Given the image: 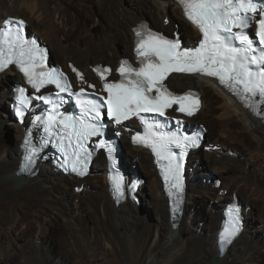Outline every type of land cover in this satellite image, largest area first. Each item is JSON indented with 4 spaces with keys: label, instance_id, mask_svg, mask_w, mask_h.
<instances>
[{
    "label": "bare ground",
    "instance_id": "obj_1",
    "mask_svg": "<svg viewBox=\"0 0 264 264\" xmlns=\"http://www.w3.org/2000/svg\"><path fill=\"white\" fill-rule=\"evenodd\" d=\"M96 1L107 17L108 25H105L103 33L98 35L99 38L90 32L82 33L81 37L86 39V44L78 41L74 45L66 35L60 34L62 28L65 30L69 27L67 23L70 18L66 17L64 8L58 5L57 0H0V22L8 16L25 18L29 22V28L31 25L33 27L32 31L29 30L30 33L39 36L48 44L51 57L53 58V51L60 56L61 61H58V64H63L70 70L69 64L73 63L90 79H93V65L106 62L116 66L123 54L131 55L134 46L132 28L145 17H150L147 15L153 18L152 26L170 32L173 31V22L166 26L163 20L171 18V14L178 17L184 23L183 31L188 44L192 37H199L198 31L183 19L177 5L168 0ZM144 13L145 17L142 16ZM70 26L73 28L75 24ZM116 37L122 38L121 45L125 49L119 50V44L113 42L117 40ZM0 77V87L3 86L2 89L5 90V95L0 92V132L15 129L18 139L16 145L1 142L0 139V202L13 196L20 201L10 212L0 210L2 262L16 264L18 258H23L24 264H50L47 259L52 257V250L37 239L44 238L55 251L66 249L64 247L69 240L68 235L77 251L83 250L92 242L113 251L118 244L122 245L124 251H116L120 264H215V257L219 258L217 264H261L264 260V257H259L264 255V121L253 116L215 82L198 76L172 75L169 78L171 87L179 86L182 90L194 87L201 91L202 109L194 117L195 124L207 123L212 130L213 118L216 117L221 122L217 126L218 135L209 141L219 145L221 150L201 152L203 149L199 148L198 158L202 164L199 165L196 159H191L188 165V202L180 224L174 227L170 221L168 200L162 192L152 156L141 148L127 147L129 156L122 153V160L127 169L137 168L140 162L146 163L144 176L148 177L152 192L144 185L138 193L143 199L148 197L144 201L155 210L154 224H145L153 214L143 213L141 208L129 200L118 207L114 205L108 191L107 164L103 155L92 164L93 172L84 180L54 172L49 162L39 166L37 175L23 176L18 180L23 131L18 125L11 126L13 122L10 121V106L7 107L6 103L11 102L13 95L11 85L20 77L13 69H8ZM3 111L6 112V120H3ZM205 117H208L206 121ZM7 132L5 134L12 131ZM126 138L128 136L123 139ZM232 146H240L242 149L231 148ZM230 151L236 154L231 156ZM250 166L254 168H249ZM209 171L211 174H208ZM208 175H216L226 182H222L221 187L217 189L213 177ZM82 183L86 186L82 193L78 194L74 191V186ZM229 187L233 190L228 196L220 193L221 188L227 190ZM243 191L249 194L248 199L256 200L261 205L258 211L252 208L246 213V228L228 252L220 256L216 237L223 209L232 201L233 193ZM149 196H152V200ZM31 198L37 202L38 209L35 211H32L27 203ZM77 198L80 199L76 203ZM213 200L223 207L220 211L212 208ZM204 201H207L209 206H205L204 210L201 207L198 209L200 213L204 212V230H198L194 235L184 238L181 228L185 216L194 206ZM245 201L248 203L249 200ZM84 207L90 212L79 214ZM207 208L209 211H206ZM11 218L15 219L12 225ZM253 218H257V221L253 222ZM27 229L33 234L25 235L24 230ZM244 236L246 239L243 243L247 244L246 247L239 244Z\"/></svg>",
    "mask_w": 264,
    "mask_h": 264
},
{
    "label": "snow or ice",
    "instance_id": "obj_2",
    "mask_svg": "<svg viewBox=\"0 0 264 264\" xmlns=\"http://www.w3.org/2000/svg\"><path fill=\"white\" fill-rule=\"evenodd\" d=\"M178 3L186 18L202 34L198 47L182 48L179 39L170 40L157 33H148L147 39L141 38L137 43L139 67H133L128 60L122 61L117 69L120 79L103 85V90L108 94L103 103L77 99L76 103L81 109L79 117L60 113L50 97H37L53 105V112L43 122L44 131L56 137L57 146L66 157H71L72 171L86 174L91 153L85 145L91 137L103 136L101 109L106 107L107 116L117 124L133 116L141 119L148 131L144 136L137 134L133 142L151 147L159 159L168 162L165 179L172 175L178 181L180 164L172 147L183 149L196 146L197 140L162 130L152 132L154 125L149 124L142 115L157 113L163 116L165 109L173 104H179L181 112L189 116L193 114L198 101L185 106V101L193 94L175 95L164 84L173 72L214 77L257 115H261L259 105L264 104V7L257 0H178ZM258 12L260 15L257 19ZM253 22L256 24L255 39L247 32ZM24 23L23 20H5L0 30V70L15 63L37 91L45 84H54L60 92H70L71 86L63 73L58 69L45 70L44 50L36 39L26 38ZM137 36H141L139 31ZM97 72L104 79L105 73H110L111 69H97ZM19 92L20 102L27 103L25 89L21 88ZM256 97H259L258 101L254 99ZM20 115H23L22 111ZM98 146L106 148L109 158L113 159L114 147L111 143L101 139ZM68 148H72L71 153ZM28 160L31 162V154ZM113 180L117 191L123 196V177ZM235 212L233 227L231 231L225 230L222 241L230 240L239 231V209L236 208Z\"/></svg>",
    "mask_w": 264,
    "mask_h": 264
},
{
    "label": "rangeland",
    "instance_id": "obj_3",
    "mask_svg": "<svg viewBox=\"0 0 264 264\" xmlns=\"http://www.w3.org/2000/svg\"><path fill=\"white\" fill-rule=\"evenodd\" d=\"M57 1L59 3L58 5L60 7L62 6L65 9V10L63 9V11H64V14H66V17L70 18L69 23H67L69 25V27L67 29H65V30H64V28H62L63 30H61L60 34L66 35L70 39V42L74 43V45L78 41H81L83 43L87 42L86 39L81 37L82 33L85 34V33L90 32V33L96 34L98 36L101 33H103L105 25H108L107 24L108 23L107 22V17L105 16V14L101 11L99 6L97 5V1L96 0H57ZM83 7H85V8H83ZM96 8H97L98 11L96 10ZM95 10H96V12H95ZM88 11H89V13H88ZM97 16H99L101 18V21H99L97 19ZM142 16L145 17V13ZM147 16H150V17H147V18L145 17L143 20H145V21H147V22L152 24V21H153L152 20L153 19L152 16L151 15H147ZM168 19H170V21L173 22V25H174L173 30L174 29H178L180 31V33L182 34L183 38H185V32L183 31L184 30L183 21L180 20L178 17H176V16L171 14V18L169 17V18H166V19L163 20V22H164V24L166 26H169V24L171 23V22L170 23L166 22V20H168ZM73 20H75V21H73ZM34 22L36 23L35 20H34ZM72 23L75 24V27H73V28L70 26V25H72ZM176 24H177V28L175 26ZM32 29H33V27L31 25L29 30L32 31ZM97 38H99V36ZM116 39L117 40L113 41V42H116V43L119 44V46H120L119 50L125 49L124 46L121 45L122 44L121 43L122 38L121 37H116ZM128 55L129 54H123L121 58L127 57ZM52 59H53L54 63H57L58 61H61L60 56L55 51H53V58ZM102 63L108 64L106 62H102ZM62 66L64 67L63 64H62ZM16 81H14V82H16ZM12 86L13 85H11V87ZM2 88H3V86L0 87V92L5 95V90L2 89ZM6 105L8 107L10 105V103L7 102ZM5 113L6 112L3 111V120L7 119L4 116ZM215 118H213V121L211 123V125H214L213 126L214 128L212 129L213 131L209 128L210 127L209 124H207V123L204 124L207 127V129L209 130V133L207 134L208 142L211 140V138L213 139V138H215V136L218 135L217 126H219L221 124V122H220V120L218 118H216V119ZM206 119H208V117L204 118L205 121H206ZM10 121H12L11 117H10ZM7 122H9V121H7ZM13 125H16V124L12 123L11 126H13ZM11 126H7V127L10 128ZM8 130H11L12 132L11 133L9 132V134H5ZM210 130H211V132H210ZM16 133H17V130H15V129H13V130L12 129H7V130H5L3 132H0L1 142H6V143H9V144L16 145L17 141H18ZM7 137H8V139H7ZM9 138L11 140H9ZM221 140L223 141L224 139H221ZM122 145H123V154L129 156L127 150H128V148H131L132 146L129 144L128 138L122 140ZM231 148H237V149H240V150L242 149L240 146H236V147L232 146ZM201 152H204V151L202 150ZM216 152H219V151H216ZM198 153L199 152L194 153L193 154V158H192L193 160L196 159L197 164H199V161L201 163V159L198 158V156H199ZM235 154L236 153L234 151H230V155L231 156H233ZM139 157H141V155ZM144 163L145 162H140V164L137 165L136 169L140 173L143 174L142 176L144 177V179L147 182L145 184V187L147 185V190L149 192H152V187L150 186L149 179H148V177L144 176V174H145V172L147 170V169H145ZM199 165H201V164H199ZM207 166H208L207 168L209 169V165H207ZM235 166H238V165H235ZM249 168H254V167L250 166ZM208 174H211L210 171L208 172ZM208 176L209 177H213V180L216 177L217 179L221 180L224 184L226 182V180H224L223 178H220V177H218L216 175H208ZM202 177H204V176H202ZM230 189L224 190V189L221 188V190H223L226 193V194H223V195L228 196V193L233 190L232 188H230ZM86 193H87V191H86ZM234 194L237 195L239 200H241L242 204H244V205L247 204L248 205L247 207H251V209L255 208V210L258 211V208L261 205L260 202H258L256 200H253V199H248L250 197L248 196L249 194L246 191H243V192H240V193H236L235 192V193H233V195ZM141 197H142V195H141ZM149 197L152 200V196H149ZM79 199L80 198L76 199V203L79 201ZM144 199H148V197L147 198L145 197ZM144 199L142 197V202L143 203H142V206H140L139 208H141V211L143 213L144 212L145 213L148 212L149 215L153 214V216H150V218L147 219L145 224H148V223L149 224H154L156 222V212H155L154 209H152V208H150L148 206V204L144 201ZM245 199L249 200L248 203L245 201ZM27 203H28V205L31 206L30 208H31L32 211H35V210L38 209L37 202H36V200L34 198L29 199L27 201ZM19 204H20L19 199L16 198L15 196H13V197H10V198L6 199L5 201L0 202V210L3 209L5 211H7V212H10L14 208H16L17 205H19ZM211 205H212V208L217 209V211H220L223 208V207L219 206L220 203H217L214 200L211 201ZM205 206H209L207 201L206 202L205 201L201 202L200 204H197L196 206H194L192 210H189V213L187 214V216H185L184 221H183V227L181 228V230L183 231L184 238H185V236L188 237V236L194 235L198 230L200 232H202L204 230L205 225H206L205 220L203 219L204 218V212L202 211L203 213H200L198 209L201 207V209L204 210L206 208ZM82 209L80 210V212H78L79 214L82 213V212H84V213L90 212V210H88L86 207H84L83 210ZM206 211H209V208H207ZM190 215H192L191 218L189 217ZM11 220H12V222H11V225H12V223L15 221V219L11 218ZM256 221H257V218H255V219L253 218V222H256ZM19 229H20V227H19ZM24 232H25V235L26 234H33L28 229L24 230ZM127 232H129V230H127ZM68 236H69L68 237L69 240H67L66 246L64 247L66 249H58V250H55V251H53L52 247L49 245V243L44 238L37 239V241H41L42 243L46 244L49 249L52 250V254H53L52 257L47 259V261L51 262L50 264H120L119 260L116 257V251H118V249L124 251L123 250L124 247L122 245L118 244L117 246L119 248L114 246L115 247V251H113L111 248H108V247H105V246L103 247L102 245H100L98 243L96 244V243L92 242L90 245L84 247L83 250L77 251V250H75L73 248V245L71 244L72 242H71L70 235H68ZM245 239L246 238L244 236L240 240L241 242L239 241V244H241L242 246L244 244L243 247H246V245H247V244L243 243V241ZM34 243L36 244V241ZM38 246H40V245H38ZM259 257H264V255L263 256H259ZM217 259H219V258L215 257V260H214L215 264L218 263ZM0 262H1V264H10V262L8 263V261L2 262L0 260ZM16 264H24L23 258H18V260L16 261ZM261 264H264V260L261 262Z\"/></svg>",
    "mask_w": 264,
    "mask_h": 264
},
{
    "label": "trees",
    "instance_id": "obj_4",
    "mask_svg": "<svg viewBox=\"0 0 264 264\" xmlns=\"http://www.w3.org/2000/svg\"><path fill=\"white\" fill-rule=\"evenodd\" d=\"M97 19H98L99 21H101V20H100L101 18L98 17V16H97ZM181 40L184 42V38H181ZM52 60H53V59H52ZM137 196L141 199V197H140L139 195H137Z\"/></svg>",
    "mask_w": 264,
    "mask_h": 264
},
{
    "label": "water",
    "instance_id": "obj_5",
    "mask_svg": "<svg viewBox=\"0 0 264 264\" xmlns=\"http://www.w3.org/2000/svg\"><path fill=\"white\" fill-rule=\"evenodd\" d=\"M15 86H16V84H13V87H15ZM22 178H23V176L19 177L18 180H21ZM217 261H218V259H217Z\"/></svg>",
    "mask_w": 264,
    "mask_h": 264
}]
</instances>
